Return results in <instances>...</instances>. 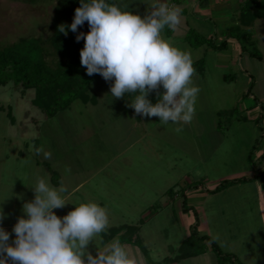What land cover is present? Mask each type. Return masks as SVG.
Instances as JSON below:
<instances>
[{
  "label": "rangeland",
  "instance_id": "rangeland-1",
  "mask_svg": "<svg viewBox=\"0 0 264 264\" xmlns=\"http://www.w3.org/2000/svg\"><path fill=\"white\" fill-rule=\"evenodd\" d=\"M171 1L177 2L165 0L168 4ZM151 3L152 0H117V5H128L124 10L142 17L148 14ZM54 4L55 0H0V44L13 42L21 36L48 35ZM196 14L181 16L179 28L170 37L162 33L174 46L190 52L193 61L199 59L205 50L204 46L192 47L183 40L186 28L194 26L206 35L215 34L230 24V21H219L216 26L209 19L197 22ZM184 19H188V26ZM215 55L214 52L207 53L204 74L195 72L193 83L200 89L195 115L179 133L175 131L176 124L163 125L159 117L137 115L134 108L128 106L132 94L126 93L121 99L112 97L110 88L114 80L106 81L100 74L88 90L90 95H95L96 103L75 99L69 107L53 116H47L32 102L33 88H24L13 82L0 85V171L5 170L6 178L14 169L24 173L30 171L29 183H25L21 173L16 178L17 184L23 181L24 188L0 183V209L5 213L0 226L15 225L21 216L27 218L23 204L34 200L32 186L36 182L35 175L39 178L34 163L36 152L33 145L36 144L37 156L45 164L38 166L40 178L49 182L48 171L53 169L57 171L54 177L60 173L71 185L79 184L78 192L68 197V204L54 209L58 216L62 218L74 210L75 203L94 201L107 209L109 226L105 232L121 224L138 225L141 226V239L153 259L162 260L163 256L173 252L187 233L189 218L182 214L178 202L164 204L169 200L166 190L173 187L176 191L188 180L204 178L214 184L223 177L236 176L231 174L250 167L242 157L250 130L259 132L251 124L254 123L252 120L241 118L244 113L241 106L254 102L253 94L244 95L252 79L264 92V62L249 59L251 68L259 72L252 78L250 71L243 70L247 58L241 61L233 58L219 67ZM226 55L230 59L228 52ZM231 71L236 72L232 80L224 81L222 74ZM159 91L163 93L162 86ZM148 98L155 104L157 93L151 92ZM11 123L18 124V130L29 131L28 146L24 141V155L18 160L12 150L20 141H9L8 138V132L14 130ZM26 124L28 128L23 127ZM245 125L247 133L242 135ZM37 130L38 139L33 142ZM216 138H222V144L217 143ZM45 153L50 157L46 158ZM244 188L246 193H251L246 186ZM231 199L223 192L210 196L207 204L217 202L221 208L215 205L217 212L214 214L205 207L202 213L211 235L223 248L227 246L226 239L234 233L230 228L234 225H228L227 221L238 215V207ZM9 231L14 233L13 227ZM96 243L101 247L99 236ZM123 245L144 264L143 254L137 246ZM88 250L92 254L98 252L95 242L88 246ZM211 255L213 263L216 256Z\"/></svg>",
  "mask_w": 264,
  "mask_h": 264
},
{
  "label": "clouds",
  "instance_id": "clouds-1",
  "mask_svg": "<svg viewBox=\"0 0 264 264\" xmlns=\"http://www.w3.org/2000/svg\"><path fill=\"white\" fill-rule=\"evenodd\" d=\"M127 8V4L107 0H81L70 25L73 32L86 21L90 26L87 34L76 36L77 42L85 40L81 66L89 76L100 74L106 81L114 80L112 97L132 94L128 106L137 115L159 117L163 125L176 124L179 133L192 121L200 91L193 83L196 70L190 52L162 35L166 27L173 32L179 28L181 9L152 0L148 14L142 17ZM67 27L61 24L59 31L67 35ZM153 91L157 93L155 104L148 98ZM32 187L35 198L23 204L27 218L21 216L14 225L12 243L11 234L0 226V264H142L118 239L103 248L96 243L109 226L105 207L94 201L81 202L61 218L54 209L68 204L63 195L67 186L61 182L57 188L38 178ZM4 218L0 209V223ZM92 242L98 248L95 256L88 250Z\"/></svg>",
  "mask_w": 264,
  "mask_h": 264
},
{
  "label": "trees",
  "instance_id": "trees-1",
  "mask_svg": "<svg viewBox=\"0 0 264 264\" xmlns=\"http://www.w3.org/2000/svg\"><path fill=\"white\" fill-rule=\"evenodd\" d=\"M107 2L117 4L116 0H107ZM80 6L81 0H55L48 35L21 36L13 42L0 44V85L13 82L24 88H33L32 102L47 116H53L57 111L69 107L75 99H80L84 103H96L95 95H90L88 90L99 74L87 75L86 68L81 66L80 56L85 40L82 39L79 42L76 40V36L80 33L87 34L90 31V26L86 21L78 27L76 32L71 31L70 28L74 21L75 10ZM256 17H264V0H243L240 23L233 24L223 30L224 39L218 40L216 34L207 37L191 27L186 31L184 39L194 47L207 43L213 48L223 49L227 45L228 38H236L242 43L243 51H248L253 57L261 58L259 50L255 46L252 47L254 44L250 39L252 30L240 26V24L250 23ZM61 24L68 26L67 35L59 31ZM163 32L169 36L172 30L166 27ZM193 62L196 71L204 70V57ZM249 94H252L251 85L244 95ZM261 119L260 115L256 119L261 132L248 154V160L253 163H261L264 160V152L257 159L252 157L253 151L258 148L263 137ZM55 174V171L52 170L53 182L56 184ZM255 178H260L264 185V170L251 175L224 178L213 188L207 187L203 181L188 182L177 191H174L173 187H169L166 193L171 197L176 192L180 194L182 211L184 213L192 211L194 215V220L189 226V235L180 244L179 253L175 258L199 254L208 248L216 256V264H249L241 261L236 253L223 250L212 237L198 235L199 217L196 210L187 203L186 190L201 187L207 192H217L230 184ZM138 229V225L134 224L113 226L108 232L102 233L103 240L119 236L121 241L137 245L144 253L147 264H162L171 260L166 256L161 261H154L138 234ZM204 240L209 245L204 243Z\"/></svg>",
  "mask_w": 264,
  "mask_h": 264
},
{
  "label": "crops",
  "instance_id": "crops-1",
  "mask_svg": "<svg viewBox=\"0 0 264 264\" xmlns=\"http://www.w3.org/2000/svg\"><path fill=\"white\" fill-rule=\"evenodd\" d=\"M176 1L177 2L171 1V4H172V6H175V5L179 6V8L181 9V16L182 17H184V15L186 16V14H188V13H194V14L197 13L195 15L197 22H203L205 19H209V20H213L214 25H216V26H217L219 21H230L229 25L225 26L224 28L220 29L219 32L215 33L217 35L218 40H222L225 38L222 35L223 30H225L226 28H228L229 26H231L233 24H239L240 23V10H241V3L243 0H176ZM160 2L166 3L165 0H160ZM184 20L186 21V25L188 26V23H189L188 19H184ZM240 26L244 27V28H249L252 30V34L250 37V39L254 42L252 47L255 46L259 50V52L261 54V58L253 57L249 54L248 51H243L242 43L236 38H228L227 45L223 49L213 48L210 44L205 43V44L199 45V46H204L205 51L201 57L205 58V68L202 72L196 71V73L204 74L206 72L207 53L214 52L216 54L215 56H216L217 66L223 67L224 65L227 64L228 60L232 61L233 58L238 59L239 61L243 60L244 58H247L246 64H245L246 66H245V69H243V70L250 71L249 74H250V76H252V78H254V76L258 75L259 72H257V70H253V68H251L249 59L255 58L261 63L264 62V17H256L250 23L240 24ZM190 27L194 28L199 33L203 34L202 32H200V30L198 28H196L194 26H188L184 32V35ZM172 33H173V31H172ZM172 33H171V35H172ZM171 35H169V37ZM184 35H183V40L185 42H187L184 39ZM203 35H205V34H203ZM211 35H213V34L212 33L206 34L205 36L209 37ZM199 46H196V47H199ZM192 47H194V46H192ZM226 52H228V54H230V59H228ZM261 72H262V70H261ZM235 74H236V72H233V71L229 72L228 74L223 73L222 79L224 81L232 80V78L234 77ZM250 85H251V93L253 94L254 102L248 106H245V105L241 106V110L244 111V113L241 114V118L245 117L246 119L252 120L254 123H251V124L253 126H255V128L258 129L259 132L253 133L250 130V135L248 138L249 142L246 146L245 153L242 154V157L249 163L250 167H248L244 170H236V172H233L236 174H233V173L231 174V175H236V176H232L231 178L242 176V175H251V174H254L258 171L264 170V160L261 163H253V162H250L248 160V154L250 153L256 139L258 138V136L261 132V130L259 128V124L256 123V119L259 115L262 116L261 126L263 128V137L261 139V142H260L258 148L255 149V151H253V153H252L253 159H257L264 152V92L261 91V86H260V84L256 83L255 79L254 80L252 79ZM217 124H218V126H220V123H217ZM217 124H216V126H217ZM245 124H247V123H245ZM11 126L14 127V130L13 131L11 130L8 132L9 141L10 140L20 141V142H18L19 146H17V148H15V150H12L14 153L13 156L18 160L20 157H23V155H24V152H23L24 141L26 142L25 146L26 147L28 146L27 134L29 131L18 130L20 128V126L16 123H11ZM23 127L28 128V125L26 124ZM33 127H34V125H33ZM250 128L252 129V127H250ZM34 129L36 130L37 128H34ZM246 133H247V125H245V127L243 129L242 135L246 134ZM37 139H38V130H37V133L33 137V142ZM222 140H223L222 138H220V139L216 138L215 141H217V143L220 142V144H222ZM21 142H22V146H21ZM33 151L36 152V159H34V163L36 164L37 169H35V173L38 174V176L40 178V175H39L40 169L38 166H40L41 164L44 166L45 165L44 160H43V163H41L42 160H40L38 158L37 155L39 153V149H38V146L36 144L33 145ZM53 171H55V173L57 172L56 170H53ZM240 171H243V172L241 173ZM48 172H49V174L47 173L49 176L48 180L54 187L58 188L60 186L61 182L67 186L68 192L63 194L66 201H67L68 197L72 196V194L74 192L75 193L78 192L79 184L71 185L69 182H67V180L64 179V176H62L59 172H58L59 175L57 177H55V179L57 180V182L55 184L53 182V178H52V173H51L52 171L51 172L48 171ZM18 173L19 174L21 173V175L23 177H25V183L30 182V179L28 178L30 175V171L26 170V172L24 173V171L21 172L18 169H14L13 171H11L10 173L7 174L10 179L6 178L7 176L5 175V170H1L0 171V177L2 179H1L0 183L1 184L7 183V184L12 185V186H16V187L21 186V188H24L25 185H24L23 181H22V183L17 184L18 182H17L16 178H18ZM13 176H15V177L13 178ZM224 178H230V177H223L220 180H222ZM4 179H7V181L6 180L4 181ZM37 179H38V177H37V175H35L34 180L37 181ZM203 179L204 178L199 179V180L198 179L188 180L187 183L191 182V181H203L205 183V185H207V187L213 188L220 181L219 180L218 182L211 184V183L206 182L205 179L204 180ZM244 186H246L248 189H250L251 193H246V189L244 188ZM221 192H223V195L225 193L229 196V198H232L231 199L232 202L236 204V207H238L237 208L238 209V211H237L238 215H236L233 219H231V221H229V220L227 221L228 225L229 224L234 225V227L229 226L232 229V232L234 230V233H231V235L226 239L227 240V242H226L227 246L224 248L220 245L218 240L211 235V233H212L211 229L203 221V218H202L203 217L202 213H203V210L205 209V207H207L209 209L210 213L215 214L217 212L215 205L218 206L219 203L216 202V204H215V202H210V204H207V198H209L210 196H214L216 194H220ZM263 195H264V185L262 184V180L260 178H255L253 180L233 183V184H230V185L226 186L225 188H223L217 192H207L201 187L190 188V189L186 190L187 203L189 205H191L196 210L198 217H199L198 235L212 236L213 239H215L217 241V243L220 245V247L223 250L236 253L241 261L249 263V264H264V211H263L264 210V206H263L264 205V198H263ZM168 196H169L168 198L170 201L169 200L165 201L164 204L170 205L171 203L173 204V202L174 203L178 202L179 207H180V211L182 212V214L186 215L187 218H189V219L187 220L188 222H186V226H187L186 228L188 230H187V233L185 232V236H183V238L180 240V242L174 247L173 252L163 256V258L167 256V257L171 258V260L164 262L162 264H216V257L214 259V262L211 263V261H212V257H211L212 255L211 254H214V253L208 248L199 254H195L192 256H186V257H182V258H178V259L175 258V256L179 253L178 248H179L180 244L189 235V226H190L191 222L194 220V215H193L192 211L190 213H184L182 211L180 194L178 192H176L172 197L170 195H168ZM77 200H78V196H77ZM75 207H76V205H75ZM218 208H221V205L218 206ZM68 210H69V208H68ZM222 212H223V210H222ZM182 214L180 213L181 218L183 219ZM140 225H142V224H140ZM5 226L6 227L3 226V228L11 234L9 243H12L15 240V234L11 233V231H9V230L12 227L14 228V224H8ZM7 228L9 230H7ZM140 228H141V226L138 229V234H139ZM99 238H100L101 248H103L106 244L110 243L113 239H118L122 244L124 243V244H128V245H135L133 243H127V242L121 241L119 236H113L111 238H108L107 240H103V234H100ZM203 242L206 243L207 245H209V243L206 240H204ZM90 244H92V243H90ZM135 246H137V245H135ZM137 248L143 254L144 264H147L144 253L141 251V249L138 246H137ZM97 253L98 252H95L93 255L95 256V255H97ZM149 254H150V252H149ZM150 256H151V254H150ZM153 260L154 261H161V259L160 260L153 259Z\"/></svg>",
  "mask_w": 264,
  "mask_h": 264
},
{
  "label": "built area",
  "instance_id": "built-area-1",
  "mask_svg": "<svg viewBox=\"0 0 264 264\" xmlns=\"http://www.w3.org/2000/svg\"><path fill=\"white\" fill-rule=\"evenodd\" d=\"M169 5H170V6H172V4H171V3H169Z\"/></svg>",
  "mask_w": 264,
  "mask_h": 264
}]
</instances>
